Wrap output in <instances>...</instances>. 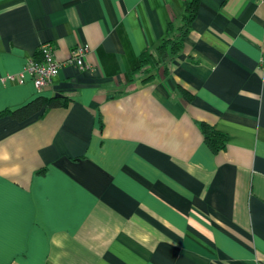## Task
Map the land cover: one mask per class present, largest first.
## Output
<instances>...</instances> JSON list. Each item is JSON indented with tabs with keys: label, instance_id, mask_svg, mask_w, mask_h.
<instances>
[{
	"label": "crops",
	"instance_id": "crops-1",
	"mask_svg": "<svg viewBox=\"0 0 264 264\" xmlns=\"http://www.w3.org/2000/svg\"><path fill=\"white\" fill-rule=\"evenodd\" d=\"M187 2L0 0V264H264V4L198 0L145 83ZM47 42L60 73L20 83ZM40 96L62 104L11 114Z\"/></svg>",
	"mask_w": 264,
	"mask_h": 264
},
{
	"label": "trees",
	"instance_id": "trees-1",
	"mask_svg": "<svg viewBox=\"0 0 264 264\" xmlns=\"http://www.w3.org/2000/svg\"><path fill=\"white\" fill-rule=\"evenodd\" d=\"M198 0H188L186 12L184 16V24L179 29V34L169 33L157 47L154 52H144L140 57L139 67L137 72L143 71L145 74L144 82H150L154 77V70L161 66H166L168 62L173 60L183 49L184 40L191 28V23L196 16ZM172 30V28H171ZM60 101L48 100L40 96L33 99L26 105L11 112L18 120L25 121L33 117H41L44 113L55 107L61 106ZM201 130L206 141L215 150L224 148L225 140L220 133H217L213 128L204 123L201 124Z\"/></svg>",
	"mask_w": 264,
	"mask_h": 264
},
{
	"label": "built area",
	"instance_id": "built-area-1",
	"mask_svg": "<svg viewBox=\"0 0 264 264\" xmlns=\"http://www.w3.org/2000/svg\"><path fill=\"white\" fill-rule=\"evenodd\" d=\"M260 4H264V0H259ZM264 44V43H263ZM88 50L86 47H81L74 51L71 62L81 70H91V66L84 60L85 53ZM40 59H31L25 65L23 71L18 75V81L24 83L26 81V74L30 75L35 87L39 90L51 85L54 77H56L62 68V63L56 59L54 54V47L51 43H43L40 46ZM262 63H264V51L262 56Z\"/></svg>",
	"mask_w": 264,
	"mask_h": 264
}]
</instances>
